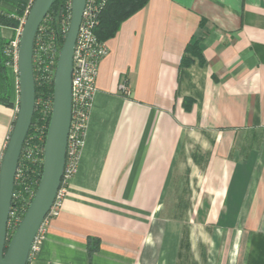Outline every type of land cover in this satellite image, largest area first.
<instances>
[{"label":"crops","instance_id":"0c3cea01","mask_svg":"<svg viewBox=\"0 0 264 264\" xmlns=\"http://www.w3.org/2000/svg\"><path fill=\"white\" fill-rule=\"evenodd\" d=\"M105 45L76 172L27 264H248L264 234V0H148Z\"/></svg>","mask_w":264,"mask_h":264},{"label":"built area","instance_id":"2783aa9c","mask_svg":"<svg viewBox=\"0 0 264 264\" xmlns=\"http://www.w3.org/2000/svg\"><path fill=\"white\" fill-rule=\"evenodd\" d=\"M109 1L86 0L84 6L72 56L71 121L67 136L64 168L52 205L32 243L29 259L38 251L39 244L46 231V225L52 217L57 215L66 197L69 179L77 169L88 111L95 92L94 83L98 64L100 59L107 53L105 41L97 39L94 29L98 23L100 11ZM64 3L65 12L61 14L58 24L53 26L51 18L45 16L34 38L32 64L34 83L39 88L38 95L34 101V110L36 109L37 114L34 122L30 124V131L28 130L22 144L15 170L11 206L7 222L8 229L12 231L24 213L22 209H26L31 201L42 171L45 135L52 109V98L45 92V87L50 83L53 85V74L61 45L59 41L61 37L64 38L68 29L71 0H65ZM27 11L28 9L25 15ZM24 18L17 28L16 35L9 38L4 50L9 59L7 65L13 69L16 85L18 43ZM118 90L124 96L129 94L125 81L118 83Z\"/></svg>","mask_w":264,"mask_h":264},{"label":"water","instance_id":"95a60500","mask_svg":"<svg viewBox=\"0 0 264 264\" xmlns=\"http://www.w3.org/2000/svg\"><path fill=\"white\" fill-rule=\"evenodd\" d=\"M53 1L32 0L19 35L16 115L0 158V264L28 263L32 243L52 205L64 168L71 121L72 56L86 0H71L68 29L53 74L52 109L45 135L41 175L31 201L9 234L7 222L15 170L34 112V38Z\"/></svg>","mask_w":264,"mask_h":264},{"label":"trees","instance_id":"16d2710c","mask_svg":"<svg viewBox=\"0 0 264 264\" xmlns=\"http://www.w3.org/2000/svg\"><path fill=\"white\" fill-rule=\"evenodd\" d=\"M3 0H0V4ZM148 0H110L100 11L98 15V23L95 26L94 33L99 41H105L113 36L117 31L120 23L131 14L141 9ZM65 0H54L50 6L46 17H50L52 25L56 26L59 22L61 14L65 12ZM31 1L19 0L13 11H5L0 6V28L10 27L18 28L21 20L25 17V12L29 8ZM43 22V21H42ZM9 39L0 34V103L7 106H15L13 100L14 81L13 75L9 71L7 62L8 56L5 54V46ZM60 44L63 38H60ZM38 86L35 85V98L38 95ZM45 92L52 98L53 85L50 83L45 87ZM36 109L33 112L31 123L36 117ZM30 131V129H28ZM42 170V169H41ZM26 208V207H25ZM24 208L22 212H24ZM11 234L12 230L8 229ZM253 245L256 246L255 251L249 256L248 264H264V234L257 233L253 236ZM93 248L89 247V256Z\"/></svg>","mask_w":264,"mask_h":264}]
</instances>
